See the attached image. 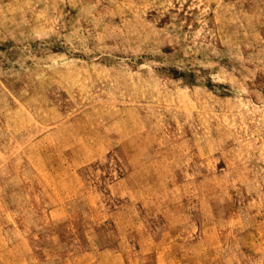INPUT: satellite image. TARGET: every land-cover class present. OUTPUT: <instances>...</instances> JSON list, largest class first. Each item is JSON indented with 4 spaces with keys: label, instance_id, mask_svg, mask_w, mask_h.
I'll return each instance as SVG.
<instances>
[{
    "label": "rangeland",
    "instance_id": "374dc122",
    "mask_svg": "<svg viewBox=\"0 0 264 264\" xmlns=\"http://www.w3.org/2000/svg\"><path fill=\"white\" fill-rule=\"evenodd\" d=\"M0 264H264V0H0Z\"/></svg>",
    "mask_w": 264,
    "mask_h": 264
}]
</instances>
